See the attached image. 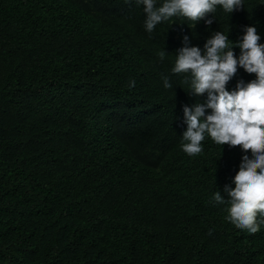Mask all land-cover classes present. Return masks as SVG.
<instances>
[{
    "label": "trees",
    "instance_id": "trees-1",
    "mask_svg": "<svg viewBox=\"0 0 264 264\" xmlns=\"http://www.w3.org/2000/svg\"><path fill=\"white\" fill-rule=\"evenodd\" d=\"M242 2L149 33L136 0H0V264H264V224L226 219L251 153L182 150L183 108L208 93L172 73L185 36L203 52L221 31L239 58L255 26L264 44V0Z\"/></svg>",
    "mask_w": 264,
    "mask_h": 264
},
{
    "label": "clouds",
    "instance_id": "clouds-1",
    "mask_svg": "<svg viewBox=\"0 0 264 264\" xmlns=\"http://www.w3.org/2000/svg\"><path fill=\"white\" fill-rule=\"evenodd\" d=\"M142 4L145 13L146 31L152 33L157 25L173 17H183L193 23L214 13L217 6L233 13L243 8L242 0H136ZM208 25L212 20H206ZM255 26L244 29L237 47L241 50L236 57L229 37L223 32L213 33L207 40L202 52L199 47H189L188 37H184L185 47L176 55L173 74H185V83L195 96L208 93L206 103L197 102L192 107L184 106V122L187 130L183 133L182 150L189 156L203 151L202 142L206 135L216 144L240 147L243 152L251 153L242 157V163L233 183L226 185V219L236 228L245 229L250 234L260 231L264 224V44ZM166 52L159 53L161 59ZM238 68L256 79L245 84H237L236 90L229 92L227 84L236 75ZM164 87L171 88L169 79L164 77ZM135 87V81L130 84ZM210 109L211 114L206 115ZM218 204L225 198L218 191L213 197Z\"/></svg>",
    "mask_w": 264,
    "mask_h": 264
}]
</instances>
